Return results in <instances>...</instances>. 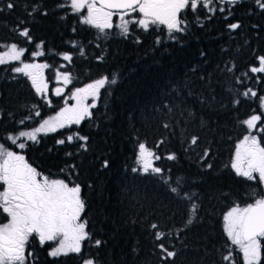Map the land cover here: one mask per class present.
Masks as SVG:
<instances>
[{"label": "trees", "instance_id": "obj_1", "mask_svg": "<svg viewBox=\"0 0 264 264\" xmlns=\"http://www.w3.org/2000/svg\"><path fill=\"white\" fill-rule=\"evenodd\" d=\"M8 2L0 0V51L15 43L25 50L24 61L34 59V51H44L36 60L49 65L44 73L50 83L57 70L71 74L66 94L99 78L116 80L100 90L91 118L79 126L38 133L39 143L29 141L19 150L42 174L81 186V219L90 233L81 253L58 258L48 255L49 243L41 247L33 238L29 248L38 257L36 264H84L89 258L95 264H162L149 231L152 223L173 233L170 240L179 253L175 264H228L222 255L234 246L224 232L223 216L233 206L246 207L264 194L258 178L248 181L231 168L236 145L248 132L242 122L256 114L261 116L257 128L264 125L259 102L264 73L250 72L264 56V11L253 0H243L225 12L183 11L186 30L181 33L170 35L163 25L147 30L130 25L124 37L114 22L107 37L98 39V30L81 23L67 7H58L61 0H11L13 9L6 7ZM237 22L239 29L228 27ZM19 28H27L31 39L17 35ZM64 54L72 61H64ZM14 66L0 65V144L18 151L8 137L53 115L64 94L57 96L49 89L47 96L39 95L27 77L11 71ZM226 66L233 71H226ZM249 87L257 97L242 95ZM201 95L206 103L198 101ZM166 107L173 109L171 114ZM185 109L194 114L191 119L180 114ZM34 110L39 117L18 123ZM164 123L171 127L165 129ZM77 134L88 137L87 151L79 146L83 141L67 142L69 135ZM256 134L264 137V132ZM192 136L199 138L195 145L190 143ZM60 139L65 143H57ZM139 143L154 153L152 165L161 168L160 174L142 172ZM169 155L176 158L169 160ZM104 160L107 168L102 167ZM133 168L138 171L133 173ZM175 178L186 181L184 191L193 194L198 205L197 219L185 232L181 229L191 201L177 202L170 192ZM3 188L0 184V191ZM8 220L0 210V225ZM96 240L103 242L100 247ZM232 256L234 264H243L238 250Z\"/></svg>", "mask_w": 264, "mask_h": 264}, {"label": "snow or ice", "instance_id": "obj_2", "mask_svg": "<svg viewBox=\"0 0 264 264\" xmlns=\"http://www.w3.org/2000/svg\"><path fill=\"white\" fill-rule=\"evenodd\" d=\"M242 2L243 0H61L58 7H67L72 14L80 17L81 23L98 30L101 35L97 38L100 39L106 38L108 30L114 27V16H118L120 21L115 27L124 37L129 35L130 25H138L144 30H147L151 25H163L166 26L171 35L186 30L184 26L186 22L181 16L185 10L196 12L198 8H203L212 13L216 11L225 12L226 7L230 11L229 6H235ZM253 2L259 10L264 11V0H253ZM6 7L13 9L15 4L9 0ZM35 10L30 11L29 15H32ZM133 13H139L141 18L133 17ZM126 16L129 18L126 19ZM23 23L21 21V24ZM228 27L235 31L241 27V24L232 23ZM17 35L31 39L27 28L17 29ZM73 46L77 47L76 45ZM79 50L80 54L84 55L83 50ZM24 54L23 48L12 43L0 54V65L20 62L11 71L27 77L36 93L43 95L47 89V84L43 78V69L49 65L23 62ZM44 54L45 52L42 50L32 53L34 57ZM62 58L64 61H72L70 54H64ZM226 71L232 72L233 67L226 66ZM250 72L253 74L264 73V56L258 58V66L250 67ZM243 75L247 76L248 73ZM56 76L57 80L65 86L72 83L70 73L57 72ZM15 78L13 76V79ZM236 80L238 83H242L240 77H237ZM115 82V78L105 77L87 83L84 87L75 88L65 99V106L56 115L43 120L39 127L33 131L20 130L18 135L9 136L8 139L12 145L23 151L28 146L27 142L39 143L38 133L47 134L72 125L79 126L86 118L92 117L90 109L97 107L100 90L106 84ZM62 93V88L57 87L55 89V95L60 96ZM188 95L194 96L195 93L189 91ZM242 95L244 97H257V92L249 87ZM90 99L92 103L89 104ZM197 99L201 104L207 102L202 95ZM68 100L75 101V104L69 106ZM239 102V100L234 101L236 104ZM259 102L261 109L264 110V96L259 97ZM47 103L51 104V101H47ZM33 107L35 109V106ZM165 110L169 114L173 111L170 107H166ZM180 114L182 116L186 114L190 119L194 115L186 109ZM33 116L39 117L40 112L34 110L18 123L22 125L26 119H32ZM260 121L261 116L253 114L242 122L246 125L248 132L236 145L235 159L231 163V168L238 176L244 177L248 181H254L258 176L260 184H264V147L261 146V139L264 137L258 139L257 134H255L264 132V125L257 128ZM163 127L168 129L171 124L164 123ZM74 138L83 141L79 145L80 148L84 151L88 150V137L78 134L75 137L69 135L67 142H73ZM198 139L197 136H192L190 143L195 145ZM57 143L64 144L65 140L60 139ZM138 150L137 162L142 172L147 174L151 171L160 174L161 168L154 167L151 163L154 153L149 151L144 143H139ZM207 155L208 152L205 151L203 156L206 157ZM167 158L172 160L176 157L169 155ZM155 159H159V156H155ZM108 166L109 162L104 160L102 167L107 168ZM71 168L75 169L76 165H71ZM131 171L136 173L138 169L133 168ZM0 184L4 186L3 190L0 191V210L9 218L7 223L0 225V264H36L38 257L29 248L33 238L41 247L46 243H52L48 250V255L52 258L67 256L70 253H81L82 244L90 239V233L87 231V222L81 219L85 202L81 197L82 189L78 183H73L70 179H52L26 162L23 154L9 150L5 145L0 144ZM185 184L186 181L175 178L169 185V190L176 197L177 202L181 199L191 201L185 226L181 229L182 232L189 230V226L197 219L196 213L198 212V205L193 194L184 191ZM252 195L256 196L257 194L253 193ZM223 221L224 232L234 249L229 248L227 253L222 255V260L227 261L228 264H234L232 252L238 250L242 253L243 264H261L262 259H264V255H262L264 245L261 243L264 241V194H261L259 198H256L253 203H249L246 207L233 206L223 216ZM149 231L162 264H175L179 253L170 240L173 233L161 231L156 223L150 224ZM102 243L101 240H96L95 246L100 247ZM84 264H95V261L89 258L84 261Z\"/></svg>", "mask_w": 264, "mask_h": 264}, {"label": "rangeland", "instance_id": "obj_3", "mask_svg": "<svg viewBox=\"0 0 264 264\" xmlns=\"http://www.w3.org/2000/svg\"><path fill=\"white\" fill-rule=\"evenodd\" d=\"M132 16H133V17H136V18H141L139 13H133ZM128 18H129V17L126 16V19H128ZM114 22L117 23V24L120 23L118 16H114V17H113V23H114ZM137 26H138V25H137ZM10 46H11V45L5 47L2 51H0V54H2V52H3L4 50H6V49H7L8 47H10ZM22 61H23V62H28V63H38V64H43V63H41L40 61L36 60V57H35L34 59H32L31 61H24L23 59H22ZM9 63L15 64V65L20 64V62H9ZM44 71H45V69H43V78H44L45 83L47 84V89H46V92L43 94V96H47V94H48V92H49V89H51V92L55 95V89H56L57 87L62 88V89H63V93H62V94H64V99H63V103H62V105L56 110V112H55L53 115H51V116H49V117L46 118V119H49L50 117L56 115V114H57V113H58V112H59V111L65 106V99L71 94L72 91L75 90V88L72 89V90H71L69 93H67V94L64 93V92H65V88H66V86H65L61 81L57 80V76H56V74H55V76H54L53 83H50V81H48L47 78L45 77V73H44ZM57 72L65 73V72L60 71V70H57ZM57 72H56V73H57ZM84 86H86V85H83L82 87H84ZM39 95H41V94H39ZM67 103H68L69 106H71V105H74V104H75V101H73V100H68ZM88 103H89V104L92 103L91 99L88 101ZM90 110H91V109H90ZM262 112H263V114H264V110H262ZM42 122H43V121H42ZM42 122H41V123H42ZM37 127H39V125H38ZM37 127H35V128H37ZM35 128L30 129V130H27V131H33ZM254 131H255V130H254ZM255 134H256V133H255ZM17 135H18V134H17ZM239 142H240V141H239ZM239 142H238V143H239ZM238 143H237V144H238ZM9 150H12V149H9ZM16 150H18V151H16L17 153L21 154V152L19 151L20 149L17 148ZM13 151H15V150H13ZM138 158H139V154H138ZM234 159H235V151H234V154H233L232 162L234 161ZM153 160H154V157L151 158V163H153ZM257 178H258V176H257ZM52 179H53V178H52ZM263 186H264V184H263ZM230 210H231V209H230ZM49 244H50V246H52V243H51V242H49Z\"/></svg>", "mask_w": 264, "mask_h": 264}]
</instances>
